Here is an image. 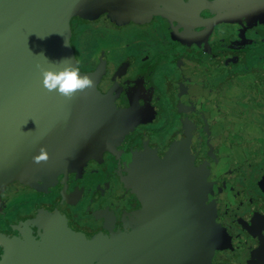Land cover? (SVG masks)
Segmentation results:
<instances>
[{
	"label": "flooded vegetation",
	"instance_id": "flooded-vegetation-1",
	"mask_svg": "<svg viewBox=\"0 0 264 264\" xmlns=\"http://www.w3.org/2000/svg\"><path fill=\"white\" fill-rule=\"evenodd\" d=\"M168 1L173 14L164 0L153 9L165 16L148 20L72 16L74 63L92 88L65 99L42 76L35 91L16 90L0 159V264L20 242L52 245L46 216L65 217L75 236L114 232L133 255L140 243L155 264L193 234L219 242L194 262L264 264V0ZM99 30L120 48L95 54ZM143 125L154 131L137 133ZM42 148L48 159L36 163ZM151 157L180 161V172L155 188L133 170ZM102 252L92 247L90 264L123 261ZM136 257L129 264H144Z\"/></svg>",
	"mask_w": 264,
	"mask_h": 264
},
{
	"label": "water",
	"instance_id": "water-1",
	"mask_svg": "<svg viewBox=\"0 0 264 264\" xmlns=\"http://www.w3.org/2000/svg\"><path fill=\"white\" fill-rule=\"evenodd\" d=\"M148 1L0 0V63H4L0 70V159L2 139L19 111L16 90L25 93V86L29 85L35 91L40 85L42 69L60 70L65 66L60 61H74L66 43L72 16L96 19L108 12L119 22L125 18L140 19L147 16L144 7ZM25 97L28 98V94ZM42 109L34 108L27 119ZM63 243L73 244L70 240ZM18 244L25 248L18 249V254L7 251L1 264H77L79 261L77 249L72 245Z\"/></svg>",
	"mask_w": 264,
	"mask_h": 264
},
{
	"label": "rangeland",
	"instance_id": "rangeland-1",
	"mask_svg": "<svg viewBox=\"0 0 264 264\" xmlns=\"http://www.w3.org/2000/svg\"><path fill=\"white\" fill-rule=\"evenodd\" d=\"M164 0H149L148 1V5H146L144 8H147L146 10V14L148 15L147 20L150 19L152 17L153 14L156 13H160L165 16L164 14H173V10H172V5L168 4L169 1L166 0V2H164V4L167 7V11L166 13H164L161 10H156L153 9V3L156 4H161ZM149 7V8H148ZM153 9V11L150 10ZM143 9V8H142ZM140 10L139 12L142 13L143 10ZM150 14V16H149ZM84 18V17H81ZM87 20H92L89 18H84ZM230 29H234V26H231ZM68 32L66 33V43L71 46V39L73 37V30L71 25L69 26ZM100 31V30H99ZM112 33L104 34L103 30H101L100 32L97 33H92L91 36H99V37H103L102 42L98 45L99 47H96L95 54H96V50L99 49L101 46L102 49L104 48V50H108V49H112V50H117L115 48L119 47L121 43H117L116 40L113 39ZM217 36H219V33H215L214 37L217 38ZM107 37V38H106ZM92 38V37H91ZM90 38V39H91ZM97 41V39H96ZM100 41V40H99ZM90 42V41H89ZM100 48V49H101ZM163 53V52H162ZM203 52H200L199 54L201 55ZM169 55V53H164V56ZM163 56V57H164ZM191 55L189 52H187V57L190 59ZM242 59L237 60L238 63L242 62ZM188 64H191L188 60L185 61ZM184 62V63H185ZM236 62V63H237ZM155 69V68H154ZM152 73V72H151ZM151 79V76H150ZM150 79L148 82H150ZM149 83L147 85V89H149ZM112 113L111 115H115L114 110H111ZM183 112H188L183 111ZM127 117V114H126ZM126 117H122V119H126V123L127 124L130 120H128ZM177 120H178V114H176ZM121 118V116H120ZM136 118V117H135ZM121 119V120H122ZM175 119V117L173 116V120ZM123 120V121H124ZM149 120V119H147ZM149 122V121H147ZM145 122V123H147ZM132 123V122H131ZM147 125H143L142 127H140L137 131V133H144L146 131H154L153 127H146ZM194 126V125H193ZM260 127V125H259ZM166 127H160L159 132H166L167 130H164ZM130 133V132H128ZM128 147H130V145H127ZM197 152V151H196ZM172 154V153H171ZM179 154H185L182 153L181 151L179 152ZM180 161H173V162H169V163H160L159 161L155 160L153 157H151V159H148L146 161L143 162V164H138L133 170L136 171L135 176H144L145 179H148L155 184V188L158 186V181H160L162 178H166L171 177L174 171H179L181 168L177 164ZM203 162L202 158L200 159V163ZM180 172V171H179ZM184 172V171H181ZM165 183H167V180H165ZM151 189V188H150ZM148 197L150 198H155V190H151L148 192ZM211 196V194H210ZM211 207V206H210ZM58 218V217H57ZM46 221L44 223L45 228H50L49 231L50 233L48 234V238L47 241H52V245H61L63 246L65 241L70 240L73 242V244H75V246L77 247H73L76 248V256L78 257L80 264H90L89 262V253L91 252V248L94 247L95 250H100L103 251L102 253L105 254H115V255H121V257L123 258L122 260H119L120 262H115L114 260H111L110 258H108V256H106L104 258V260L100 261V264H122V262H126V264H129L131 262V259H133L134 256L137 255L136 258H134L135 260H138V262L140 263H144V264H155L154 259H153V255L150 251H147L146 249H141L139 246H141V244L139 243L137 246V248H135V245L137 243V240L135 241L134 244V255L131 252V249L133 248L132 245H130L123 237L121 236H117L115 238L110 239V236H113L115 233L112 232V234L110 232H108V236L106 233L105 234H101L98 238H88L85 234H78L79 236H75V232L71 229V227L69 226L68 222H66V218L65 217H59L57 220H55L52 217L46 216L45 217ZM218 224V223H217ZM30 238V237H29ZM93 239H95L93 241ZM12 238L6 239L5 244L9 246V244L12 243ZM91 241V243L89 244V242ZM28 243H30L29 245H31L32 242L28 241ZM22 244V242H21ZM215 244H219V242L215 241L214 239L212 240H205L204 242L200 239H198V237L196 235H188L187 237H183L180 238L179 241L176 243V245H174V247L170 250H166L165 252H163V254L161 253V260L164 262V264H201V262L199 260H196V262H194L198 255H202V256H207L208 258L213 257V254H209L211 253V248L213 245ZM216 247H218V245H215ZM25 248V246H21L20 248L22 249ZM44 247V245H43ZM53 247H57V246H53ZM208 253V254H207Z\"/></svg>",
	"mask_w": 264,
	"mask_h": 264
},
{
	"label": "clouds",
	"instance_id": "clouds-1",
	"mask_svg": "<svg viewBox=\"0 0 264 264\" xmlns=\"http://www.w3.org/2000/svg\"><path fill=\"white\" fill-rule=\"evenodd\" d=\"M60 63L65 65L60 70H41L43 76L42 84L45 89L50 92L55 91L65 99H70L78 91L93 87L94 81L90 76L81 74L72 59H65L60 61ZM47 159L46 149L42 148L40 154L34 157V162L40 163L41 161H47ZM93 264H99V262L93 261Z\"/></svg>",
	"mask_w": 264,
	"mask_h": 264
}]
</instances>
